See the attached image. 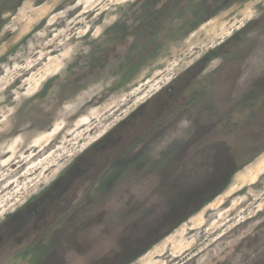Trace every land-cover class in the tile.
Listing matches in <instances>:
<instances>
[{
    "label": "rangeland",
    "instance_id": "rangeland-1",
    "mask_svg": "<svg viewBox=\"0 0 264 264\" xmlns=\"http://www.w3.org/2000/svg\"><path fill=\"white\" fill-rule=\"evenodd\" d=\"M0 264H264V0H0Z\"/></svg>",
    "mask_w": 264,
    "mask_h": 264
},
{
    "label": "snow or ice",
    "instance_id": "snow-or-ice-1",
    "mask_svg": "<svg viewBox=\"0 0 264 264\" xmlns=\"http://www.w3.org/2000/svg\"><path fill=\"white\" fill-rule=\"evenodd\" d=\"M118 2H123V0H118Z\"/></svg>",
    "mask_w": 264,
    "mask_h": 264
},
{
    "label": "bare ground",
    "instance_id": "bare-ground-1",
    "mask_svg": "<svg viewBox=\"0 0 264 264\" xmlns=\"http://www.w3.org/2000/svg\"><path fill=\"white\" fill-rule=\"evenodd\" d=\"M262 166H263V164H262Z\"/></svg>",
    "mask_w": 264,
    "mask_h": 264
}]
</instances>
